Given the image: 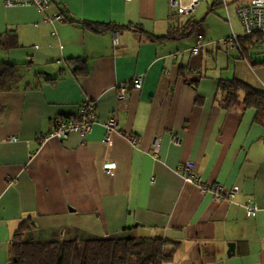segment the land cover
<instances>
[{
	"label": "crops",
	"instance_id": "1",
	"mask_svg": "<svg viewBox=\"0 0 264 264\" xmlns=\"http://www.w3.org/2000/svg\"><path fill=\"white\" fill-rule=\"evenodd\" d=\"M196 10L180 17L169 0H52L41 11L0 0V62L23 72L18 88L0 91V264H12L14 233L29 217L28 239H73L77 251L88 237L129 229L174 241L165 264H264V118L220 102L222 79L264 89V59L216 46L209 27L157 38L199 20ZM81 21L133 28L95 32ZM200 34L205 46L194 55ZM138 75L140 89L132 85ZM85 101L99 118L91 133L44 140ZM110 117L118 124L106 140ZM188 160L202 181L237 186L236 197L221 200L187 182ZM248 199L260 208L256 217L245 214Z\"/></svg>",
	"mask_w": 264,
	"mask_h": 264
},
{
	"label": "trees",
	"instance_id": "2",
	"mask_svg": "<svg viewBox=\"0 0 264 264\" xmlns=\"http://www.w3.org/2000/svg\"><path fill=\"white\" fill-rule=\"evenodd\" d=\"M52 2V0H51ZM221 0H213L209 6L214 11ZM63 18V13L61 14ZM72 20V19H71ZM76 21V20H75ZM203 19L190 18L185 25L172 27L166 35L159 39H182L194 35ZM88 29L104 32L109 29L133 28L131 24L119 26L116 24L81 21ZM255 36L245 39L246 52L255 45ZM256 58L252 61L255 63ZM78 61L85 62L81 59ZM23 79L21 69L11 62H0V91H12L20 85ZM220 102L226 108L243 105L253 107L258 116L264 118V89L256 88L238 79H222L220 82ZM35 225L29 217L22 221L14 233L11 245L12 264H165L172 256L165 253V248L175 242L160 235L134 236L129 229L112 236L88 237L83 241L81 258L77 257L76 242L73 239H48L33 241L27 236Z\"/></svg>",
	"mask_w": 264,
	"mask_h": 264
},
{
	"label": "built area",
	"instance_id": "3",
	"mask_svg": "<svg viewBox=\"0 0 264 264\" xmlns=\"http://www.w3.org/2000/svg\"><path fill=\"white\" fill-rule=\"evenodd\" d=\"M9 6L20 5V4H34L39 10L44 11L51 3V0H4ZM229 11V3L236 2V13L239 16L243 27V33H237L232 29V33L228 35L223 41L229 50L238 51L241 57L248 59L250 62L256 58L264 59V0H221ZM171 7L177 9V13L180 17H188L193 14V12L201 4V0H189L188 3H184L183 0H169ZM58 19L61 16L57 15ZM255 36V45L249 48V53L246 52L247 44L244 43L245 39H249ZM202 35H198L197 44L192 48V53L197 55L204 48L205 43L202 41ZM114 44L117 46L119 44L118 35L116 33L114 38ZM190 72H197L195 68H191ZM133 87L140 89L143 85L142 75H138L132 81ZM264 87V82L262 83ZM126 97V92L123 87H121L119 92V98L124 99ZM99 121L96 105L93 101H85L80 107L79 113L76 116H71L67 118H60L57 120L54 127L44 135V140H49L53 137L59 139H65L71 132H80L84 136L91 133L93 125ZM118 121L115 117H110L105 123L106 126V136L105 139L109 140L111 132L117 126ZM10 140L16 141L17 137L12 136ZM135 141V140H134ZM173 142L175 144H180V137L175 135L173 137ZM160 152V143L156 139L153 145L152 153L154 157H158ZM106 170L113 172L116 168V163H106ZM183 176L187 182L197 184L203 191H211L215 194L218 199L232 201L237 193L238 187L233 186L231 188H226L222 184L217 182H204L196 173V165L194 161L188 160L182 166ZM259 206L253 200L248 199L244 204V211L248 217H256L259 211Z\"/></svg>",
	"mask_w": 264,
	"mask_h": 264
},
{
	"label": "rangeland",
	"instance_id": "4",
	"mask_svg": "<svg viewBox=\"0 0 264 264\" xmlns=\"http://www.w3.org/2000/svg\"><path fill=\"white\" fill-rule=\"evenodd\" d=\"M213 3V0H201V5L196 10V16L201 20L205 18V21L201 23L199 29H207L205 36L208 40H213L218 45L224 44V39L232 33V26L235 28L237 33H243V27L236 13V2L229 3V10L232 15V25L230 24L227 11L224 5H218L214 11L209 10V6ZM212 42V41H211ZM226 45V44H225ZM81 252L77 251V257L81 258ZM77 264V263H76Z\"/></svg>",
	"mask_w": 264,
	"mask_h": 264
},
{
	"label": "water",
	"instance_id": "5",
	"mask_svg": "<svg viewBox=\"0 0 264 264\" xmlns=\"http://www.w3.org/2000/svg\"><path fill=\"white\" fill-rule=\"evenodd\" d=\"M230 249H231V250L233 249V244L230 245Z\"/></svg>",
	"mask_w": 264,
	"mask_h": 264
}]
</instances>
